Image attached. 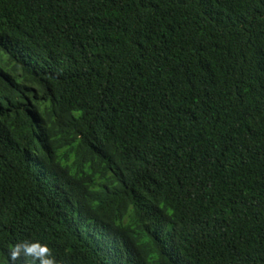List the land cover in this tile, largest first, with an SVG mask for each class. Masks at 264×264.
Returning a JSON list of instances; mask_svg holds the SVG:
<instances>
[{
	"label": "trees",
	"instance_id": "16d2710c",
	"mask_svg": "<svg viewBox=\"0 0 264 264\" xmlns=\"http://www.w3.org/2000/svg\"><path fill=\"white\" fill-rule=\"evenodd\" d=\"M264 264V0H0V261Z\"/></svg>",
	"mask_w": 264,
	"mask_h": 264
},
{
	"label": "clouds",
	"instance_id": "9594fccd",
	"mask_svg": "<svg viewBox=\"0 0 264 264\" xmlns=\"http://www.w3.org/2000/svg\"><path fill=\"white\" fill-rule=\"evenodd\" d=\"M11 260H16L17 257L30 259L33 264H56L55 258L47 245L38 241L22 240L14 244L8 253ZM0 264H3L0 261Z\"/></svg>",
	"mask_w": 264,
	"mask_h": 264
}]
</instances>
